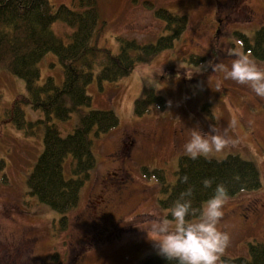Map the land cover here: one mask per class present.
<instances>
[{"label":"rangeland","instance_id":"1","mask_svg":"<svg viewBox=\"0 0 264 264\" xmlns=\"http://www.w3.org/2000/svg\"><path fill=\"white\" fill-rule=\"evenodd\" d=\"M145 1L153 8L186 15L188 25L173 48L116 82L99 84V62H95L93 80L87 86L90 109L110 110L119 123L93 140L96 167L81 188L78 207L69 213L63 230L58 226L59 215L27 194L25 177L42 151V128L28 136L5 119L12 101L26 90L22 79L0 69V159L5 163L0 171V264H54V254L62 264H140L144 258L157 256L147 234L137 227L151 218L150 210L160 214L167 210L158 204L163 195L156 177L143 171L162 170L171 184L178 158L187 156L183 145L190 130L198 126L207 132L210 124L227 130L235 143L207 158L238 155L256 165L261 179L260 189L227 197L218 227L229 234L230 242L218 264L247 255L249 243L264 242V98L256 97L247 86L223 79L215 70L218 63L230 66L232 53L242 51L236 33L251 36L264 24V0H95L99 31L92 44L117 54L119 37L152 44L164 36L163 22L154 18ZM59 4L70 7L71 1L51 0L54 9ZM51 30L64 44L70 42L72 29L61 22L53 23ZM191 57L202 61L190 62ZM39 72V85L48 76L60 85L62 74L52 53L42 58ZM145 89L161 96L165 107L151 103L146 113L136 116L134 101ZM23 111L27 121L43 117L39 110L23 107ZM233 119L237 122L234 130L229 127ZM75 122L73 115L56 124L65 136ZM130 141L134 149L121 163L119 153ZM121 167L118 175L130 179L129 192L119 203L109 200L107 211L122 228L116 234L107 229V235L102 230H84L87 210L92 211L87 208L89 200L99 192L106 172ZM33 237V246L20 247Z\"/></svg>","mask_w":264,"mask_h":264},{"label":"trees","instance_id":"2","mask_svg":"<svg viewBox=\"0 0 264 264\" xmlns=\"http://www.w3.org/2000/svg\"><path fill=\"white\" fill-rule=\"evenodd\" d=\"M70 1V7L59 4L54 9L51 0H0V69L22 79L26 90L24 95H18L12 101L5 119L28 136H34L35 131L42 128V151L26 175L25 185L30 197L59 215L60 230L69 222V213L78 207L81 188L96 167L93 140L106 135L119 123L110 110L90 109L87 86L93 80L91 70L95 62H99L96 73L99 84L116 82L136 67L148 65L160 53L173 48L188 25L186 15H175L161 7L153 8L149 1H145V6L153 10L154 18L163 22L165 35L152 44L119 37V52L112 54L109 49L92 44L99 31L95 0ZM57 21L72 29L67 44L51 30ZM236 37L244 53L264 63V24L251 36L236 33ZM47 53H52L60 66V85L51 76L42 85L38 84L39 64ZM201 61L200 57L190 58V62ZM151 103L160 109L165 107L161 96L155 95L153 90H143L134 101L135 115L142 116ZM23 107L41 111L42 119L27 121ZM73 115L76 116L73 129L69 134L61 135L56 122H67ZM4 166L0 159V171ZM143 173L156 177L163 195L158 204L163 210H168L188 187L194 189L193 207L197 209L212 196L216 184L225 186L227 197L261 188L256 165L238 155H227L221 160L205 157L193 160L180 156L171 184L165 181L162 170H144ZM185 175L187 183L182 182ZM205 178L213 180L211 188L203 187ZM52 260L54 264H62L57 254ZM223 262L264 264V242L249 243L247 255L226 258ZM140 264H167V261L157 255L144 258Z\"/></svg>","mask_w":264,"mask_h":264},{"label":"clouds","instance_id":"3","mask_svg":"<svg viewBox=\"0 0 264 264\" xmlns=\"http://www.w3.org/2000/svg\"><path fill=\"white\" fill-rule=\"evenodd\" d=\"M230 66L224 63L215 65V70L237 84L247 86L256 97L264 98V66L256 63L250 54L243 51L232 53ZM222 83V81L220 82ZM219 88V84L217 85ZM236 120L229 122L233 130ZM235 141L210 124L207 132L198 126L193 127L183 145L185 154L195 160L222 152ZM182 182L187 183L185 175ZM205 189L211 188L213 180L202 181ZM194 189L188 187L182 191L166 213L149 211L151 217L143 227H137L147 234L156 254L167 264H218L220 257L230 242L229 234L218 225L223 216V206L227 202V190L223 184H216L212 196L200 208L193 207ZM195 217V219H190Z\"/></svg>","mask_w":264,"mask_h":264},{"label":"flooded vegetation","instance_id":"4","mask_svg":"<svg viewBox=\"0 0 264 264\" xmlns=\"http://www.w3.org/2000/svg\"><path fill=\"white\" fill-rule=\"evenodd\" d=\"M217 22H220V19H217ZM137 144L135 142V151L137 150ZM134 149V142L130 141L126 143V147L124 151H120V159L121 163L130 156V152ZM119 171H107L104 179L102 180L101 187L98 190L99 192L93 196L92 199L89 200L87 204V208L90 207L92 209L91 212L87 210L84 219L83 229L86 231L94 230V232L98 230H102L104 235H107V232L112 231L116 234L122 227H119V222H113L112 216L107 211V205L110 201L124 200L126 198V193L129 192V184L130 179H128L125 175H118V173L123 171V168H119ZM110 200V201H109ZM110 225L111 228L107 227ZM109 231H108V230ZM91 235V234H90ZM36 238H29L24 240L20 244V247L29 248V246H33L35 244ZM23 246V247H22Z\"/></svg>","mask_w":264,"mask_h":264}]
</instances>
